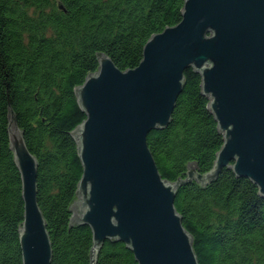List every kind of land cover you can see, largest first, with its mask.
Instances as JSON below:
<instances>
[{"label": "trees", "instance_id": "1", "mask_svg": "<svg viewBox=\"0 0 264 264\" xmlns=\"http://www.w3.org/2000/svg\"><path fill=\"white\" fill-rule=\"evenodd\" d=\"M184 0H0V264H22L21 178L9 145V119L37 160V202L49 233L50 264H92V232L71 223L83 166L73 132L85 119L76 87L100 54L121 70L136 67L149 37L181 19ZM184 71L183 89L164 128L147 135L162 178L177 183L174 206L198 264H264V197L249 178L212 167L223 133ZM193 175L188 176V171ZM94 264H137L124 243L105 240Z\"/></svg>", "mask_w": 264, "mask_h": 264}, {"label": "water", "instance_id": "2", "mask_svg": "<svg viewBox=\"0 0 264 264\" xmlns=\"http://www.w3.org/2000/svg\"><path fill=\"white\" fill-rule=\"evenodd\" d=\"M98 63L75 90L85 119L73 132L83 170L71 223L90 226L92 264L105 240L124 243L137 264H198L174 206L177 183L162 178L146 139L168 124L192 67L223 133L213 167L197 177L209 182L230 168L264 197V0H184L180 21L149 37L136 67L121 70L106 54ZM9 120L24 203L22 264H50L37 160Z\"/></svg>", "mask_w": 264, "mask_h": 264}]
</instances>
